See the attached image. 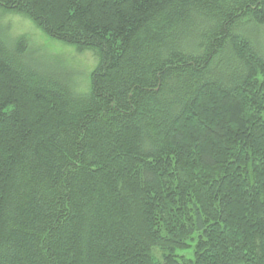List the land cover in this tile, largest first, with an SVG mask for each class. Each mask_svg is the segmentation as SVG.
Masks as SVG:
<instances>
[{
    "label": "trees",
    "instance_id": "trees-1",
    "mask_svg": "<svg viewBox=\"0 0 264 264\" xmlns=\"http://www.w3.org/2000/svg\"><path fill=\"white\" fill-rule=\"evenodd\" d=\"M0 10V264H264V0ZM8 13L94 52L89 86Z\"/></svg>",
    "mask_w": 264,
    "mask_h": 264
},
{
    "label": "rangeland",
    "instance_id": "rangeland-1",
    "mask_svg": "<svg viewBox=\"0 0 264 264\" xmlns=\"http://www.w3.org/2000/svg\"><path fill=\"white\" fill-rule=\"evenodd\" d=\"M1 13V10H0ZM2 20L8 25L12 36H26L31 47L46 61H57L71 69L81 87L90 84V77L98 65V57L90 50L78 51L76 46L66 45L56 41L39 29L32 20L17 15L3 14ZM264 33V32H263ZM74 76V75H73ZM178 254L188 259L194 258L193 247L179 250Z\"/></svg>",
    "mask_w": 264,
    "mask_h": 264
}]
</instances>
